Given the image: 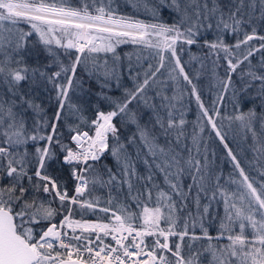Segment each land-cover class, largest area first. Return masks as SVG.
<instances>
[{"label":"snow or ice","instance_id":"1","mask_svg":"<svg viewBox=\"0 0 264 264\" xmlns=\"http://www.w3.org/2000/svg\"><path fill=\"white\" fill-rule=\"evenodd\" d=\"M163 9L174 13L172 23L160 20ZM152 19L156 22L118 16L112 0L99 4L79 0L78 6L71 0H0V79L7 85V93L0 95V264H264V171L259 172L260 179L246 173L217 127L216 105L223 95L213 102L210 113L177 51L178 44L181 52L185 46L200 47V38L214 33L202 47L208 49L213 74L224 61L222 91L232 87L238 97L232 81L235 73L242 82L239 92L254 89L264 106V34L256 26L257 21L264 22V0H156ZM21 23L30 30L20 28ZM34 34L32 47L51 58L43 65L30 66L25 60ZM226 34L234 37V43L225 42ZM129 42L150 50V58L137 56L136 65L129 64L130 88L121 83L115 63L120 60L116 47ZM53 46L64 50L67 64ZM100 53H113V65L108 66L107 60L98 65ZM257 53L259 71L251 60ZM191 59L197 57L193 54ZM89 60L87 74L99 88L95 95L108 106L105 111L94 104L91 119L69 96L78 89L85 91L77 69L88 68ZM53 65L58 70L49 71ZM181 80L190 86L202 118L232 161L236 175L230 174L224 183L222 173L210 168L207 155L203 164L198 158L199 136L192 134L193 148L185 142ZM168 81L175 85L171 95ZM23 82L52 86L57 104L51 119L24 91ZM113 82L122 89L120 96L109 94ZM139 108L152 113L144 125L135 110ZM29 111L34 116L31 126ZM70 117L75 120L69 122ZM117 117L137 126L128 144L135 145L138 136L146 148L143 158L136 152L145 174L138 171L137 160L120 139ZM229 119L252 131L254 140V122L259 120L264 130V112L255 109ZM30 143L32 153L27 149ZM254 151L264 158V145ZM105 153L116 161V171L103 164ZM64 169L75 182L72 195L57 174ZM157 172L163 175L166 190L155 182ZM185 177L191 183L185 185ZM90 185L107 188L105 206H100V197H92ZM133 204L138 211H132ZM221 204L223 215L214 208ZM73 206L81 216L98 210L107 222L75 219ZM57 216H62L59 223ZM212 227L214 235L209 232ZM109 239L111 243H106Z\"/></svg>","mask_w":264,"mask_h":264},{"label":"trees","instance_id":"2","mask_svg":"<svg viewBox=\"0 0 264 264\" xmlns=\"http://www.w3.org/2000/svg\"><path fill=\"white\" fill-rule=\"evenodd\" d=\"M71 2L73 6L79 5V0H71ZM97 2L99 4L100 0H97ZM155 3L156 0H112V7L116 9V14L118 16H124L133 20H141L145 23H154L156 21L152 19V8ZM173 19L174 13H172L171 10L163 9L161 11V21L165 23H172ZM256 26L258 32L260 34H264V22L257 21ZM19 27L25 31L30 30L29 26L25 23H21ZM213 36L214 33L212 32L206 33L205 36H202L200 38V47H198L197 45H192L191 48L188 49L187 46H185V50L183 52L180 51V45L178 44L177 51L181 56V62L185 64V70L188 72L189 76L193 78V83L197 85L201 100L203 101L205 107L209 108L210 113L213 108V102L216 101L219 96L223 95V100L216 105L220 112V116L216 118L217 127L220 129L221 134L224 135V141L232 149L233 154H235L241 161V166L245 168V171L249 174L250 178L260 179L259 172L264 171V158L258 156V154L254 151L255 148L264 145V130H262L260 121L257 120L256 122H254V130L256 132V139L254 140L252 131L243 128L239 121L229 118L234 117L241 111L246 112L249 109H255V111L259 114L261 112H264V106H262L260 98L255 95L254 89H249L248 93L239 92L240 88L242 87V82L239 79L238 75L235 73L232 75V81L238 93V97H234L232 87H229L226 93L222 91L223 85L220 81L225 76L223 70L224 61H220L221 67H218L216 69V73L213 74V65L211 63V59L206 55L208 49L202 47L203 40H211L213 39ZM36 40L37 37L35 34L29 38L30 43L28 46V52L30 54L25 56V60L30 66H37L38 64L43 65L45 62H48L51 59L50 57L46 56V54L39 48L32 47V43ZM225 42L234 43V37L228 36L226 34ZM53 47L54 50L60 53V58L64 61V63L67 64L68 58L64 55V50L55 48V46ZM149 52L150 50L145 49L143 46L132 44L130 42L120 44L116 47V55L120 57V60L115 63L122 73L121 83L123 85L129 88L132 86V82L129 79L127 71L129 64L135 66L137 63V56H140L142 58H150ZM193 54L197 57L196 60L191 59V56ZM71 55L72 57L75 56V50H71ZM113 55V53H100L97 55L96 62L98 65H103L104 61L107 60L108 66H112L114 63ZM259 55L260 54L257 53L251 58L252 64L256 66L257 71H259ZM201 61H203V67H201ZM153 63H155L154 60ZM167 63L168 62L166 60V66ZM87 64L88 68H84L83 66H81L77 69V78L84 82L85 91L81 92V90L78 89L75 93L70 92L69 96L72 101L81 103L84 106V108L86 109L85 115L89 119H91L94 118V111L92 108L94 104L99 103L102 110L105 111L108 110V106L105 103L101 102L95 95V92L99 91L98 85L96 83V80L89 77L87 74L88 69L92 66L91 60H89ZM244 67L245 65L240 66L241 69H243ZM55 70H58L55 65H53L52 68L49 69V71ZM239 71L240 69H237V72ZM163 78H167V73H165ZM101 79H103V77H101ZM168 84L169 87L167 89V92L169 95H171L175 89V85L172 81H168ZM22 87L25 92H30L31 95L35 97L36 102L41 104V106L47 110V118L51 119L57 104V101L55 100L56 93L52 86L47 83H43L38 86H30L27 82H23ZM181 88L185 92V96L183 99V104L186 110L185 119L187 121L185 125V131L187 134L185 142L187 143L188 148H193L191 143V136L193 133H196L199 136L200 155L198 158L201 159V163L203 164V156L207 155L208 161L210 162V168L216 174L222 173L221 183H224L229 179L230 174L232 176L236 175L232 165V161L227 155V151L224 148L223 143H221L219 138L216 136L215 131H213L207 121L202 118L201 111L198 108L197 102L195 101L194 97L190 95V86L187 85L186 82L181 80ZM6 93L7 85L3 82L2 79H0V95H4ZM109 94L120 96L122 94V89H117L115 87V83L113 82V89ZM129 107L132 108L133 105H130ZM135 110L137 111L139 117V123L141 125L146 124L149 121L150 116L152 115L151 110L143 108ZM27 115L29 117V126H31V121L34 118L33 113L29 111ZM74 120L75 117L69 118V122H72ZM120 121L121 118L117 117L116 120H114V123H116L117 127L120 129L119 134L121 141L128 146V151L132 154L134 160H137V151L140 152L141 158H143L146 155L147 150L141 144L138 136L136 138L135 145L128 144V138L133 136V134L137 132V126L135 124H132L131 122L121 123ZM201 125L204 129L203 132L200 131ZM61 130L65 131L66 133V129L61 128ZM159 142L163 143V138H161ZM110 143H112L111 140ZM27 149L29 153L35 151L31 143L27 145ZM184 155H188L187 150H185ZM192 155H197L194 149L192 151ZM149 159L151 160L150 157ZM102 162L103 164H106L108 167L112 168L113 171H116V161L108 153H105V157L103 158ZM136 166L141 174H145V166L142 162H140V160H137ZM100 171L103 172V168H101ZM57 174L59 175V178L62 182L67 183L69 195H72V190L74 188L75 182L72 181L68 176V170L64 169L63 171H59ZM155 182L159 184L161 188H165L166 190V185L164 183V177L162 174L158 172L156 173ZM184 183L185 185H187L188 183H191V180L188 177H185ZM89 189L92 193L93 198H101L100 206H105L104 200H106L108 197L107 188L97 185L93 189L92 185H90ZM193 192H195V189L193 190ZM115 195L116 193L113 192V196ZM201 202L205 203L206 201L202 199ZM53 206L55 207L56 205L54 204ZM189 207H192L191 203H189ZM216 207L219 208V214L223 215L222 204L214 205V208ZM73 208V218L75 219L96 222L99 218L103 220V222H107V217H105L104 214L100 213L98 210L95 214H93L92 212H87V214L81 216L79 211L75 210L76 206H73ZM213 210L214 209H210V213ZM132 211H138L135 204L132 205ZM61 218L62 216H57L56 222H58ZM209 232L210 234L214 235L216 233V228H209ZM196 233L198 235L200 234V229L198 227L196 228ZM105 242L110 243L111 240L109 239ZM223 242L226 243V241Z\"/></svg>","mask_w":264,"mask_h":264},{"label":"rangeland","instance_id":"3","mask_svg":"<svg viewBox=\"0 0 264 264\" xmlns=\"http://www.w3.org/2000/svg\"><path fill=\"white\" fill-rule=\"evenodd\" d=\"M61 219H62V218H61ZM61 219H60V220H61ZM60 220H59V221H60ZM59 221H58L57 223H59Z\"/></svg>","mask_w":264,"mask_h":264},{"label":"built area","instance_id":"4","mask_svg":"<svg viewBox=\"0 0 264 264\" xmlns=\"http://www.w3.org/2000/svg\"><path fill=\"white\" fill-rule=\"evenodd\" d=\"M111 243V242H110Z\"/></svg>","mask_w":264,"mask_h":264}]
</instances>
